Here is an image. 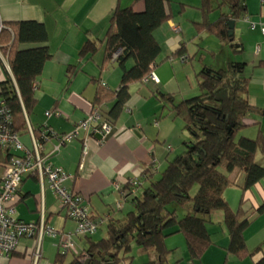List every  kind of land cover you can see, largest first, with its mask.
Returning <instances> with one entry per match:
<instances>
[{
  "label": "crops",
  "instance_id": "1",
  "mask_svg": "<svg viewBox=\"0 0 264 264\" xmlns=\"http://www.w3.org/2000/svg\"><path fill=\"white\" fill-rule=\"evenodd\" d=\"M170 1L172 18L155 32L162 47L163 59L153 71L157 80L149 77L129 85L130 97L125 109L103 142L81 129L74 139L61 145L60 137L73 132L80 120L98 107L94 104L98 85L110 91L118 90L120 86L122 70L115 56L105 61V43H101L92 57L81 56L84 44L88 39L99 43L104 40L110 17L118 5H132L135 10L143 11L145 2L0 0V31L2 23L6 22L43 23L48 32L46 45L52 53V58L46 62L36 80V107L29 114L25 111L27 128L18 132L20 140L30 150L34 149L35 137L42 141L47 162L71 174L67 186L85 199L92 216L102 220L101 226L107 225L110 219H124L132 209L131 196L125 188L127 183L133 178L145 183L144 172L148 168L161 172L173 158L171 152L175 149L172 144L178 146L180 140L183 142L184 138H188L183 129L184 120L174 115L170 106L166 105L164 99H159L154 91L174 94L176 101L189 98L199 91L195 75L204 65L222 68L236 60L245 62V72L251 78L250 102L264 108V34L260 27V23H264V0H246L247 13L257 22V27L251 28L244 19L235 23L234 40L243 47V52L238 53L208 31L198 29L196 22L203 17V0ZM218 17L219 11L210 14L211 20ZM211 41L213 44L209 43ZM182 46L188 51L187 59L173 55ZM203 50L213 54V63L204 62L202 58L194 62V57ZM132 63L129 60L128 65ZM70 65L75 66L76 72L68 83ZM6 71L14 80L8 58L0 49V84L7 77ZM112 104L113 101H109L105 107L109 109ZM47 112L51 114L47 115ZM245 122L248 124L244 130L247 136L256 137L259 131L264 134V115L253 113ZM41 133L45 134L41 137ZM10 153L9 150L0 149V189ZM257 159L264 166V154H258ZM229 174L235 183L225 190L224 197L233 210L244 202L245 217L251 220L244 231L250 254L239 258L228 252L230 235L223 222L224 216L222 212H214L208 222L212 244L203 257L197 261L191 260L185 237L176 233L165 241L170 252V264L264 263V212L257 214L258 207L264 203V178L252 188L244 190V173L234 170ZM13 205L18 219L38 222L41 214H44L46 223L58 231L57 236H44L37 263L53 264L56 255L62 252V235L74 233L77 224L67 215L60 199L49 186L48 178H41L38 173L26 174ZM98 233L93 234L94 239ZM83 238L87 237L77 236L74 240L82 241ZM87 243L81 250L75 245L71 252L80 253ZM36 246L35 237H22L10 264H33ZM147 256L146 253L143 264ZM124 264H133V260Z\"/></svg>",
  "mask_w": 264,
  "mask_h": 264
},
{
  "label": "trees",
  "instance_id": "2",
  "mask_svg": "<svg viewBox=\"0 0 264 264\" xmlns=\"http://www.w3.org/2000/svg\"><path fill=\"white\" fill-rule=\"evenodd\" d=\"M144 2L143 11L132 5H118L104 40L99 43L88 39L81 50L82 57H92L104 42L105 61L115 56L122 70L119 89L110 91L99 84L94 98L100 113L111 123L125 109L129 85L144 81L163 61L155 32L172 18V1ZM201 9L198 29L216 36L234 52H243L241 44L230 35V21L236 23L248 14L246 0H203ZM214 11H219V17L211 20ZM47 41L43 23L14 21L1 25L0 49L8 58L14 80L6 71L7 77L0 84V100L13 115L9 125L15 132L27 128L25 111L29 114L36 107V80L52 58ZM187 54L185 46L173 53L184 59ZM129 60L133 61L130 66ZM245 67V62L236 60L222 68L204 65L195 75L198 93L180 101L174 94L154 91L174 115L184 120L188 139L183 142L182 152L161 172L148 168L145 183H127L133 207L124 219L108 221L106 237L94 239L93 234L87 235V247L80 253L68 257L70 252H59L53 264H124L134 258V243L148 255L144 264H170L165 241L176 233L185 237L190 258L197 261L212 244L208 222L214 212L224 216L230 235L228 252L239 258L250 254L244 231L251 220L245 217L244 202L233 210L224 197L225 190L235 183L231 171L244 173V190L264 178V166L257 159L258 154H264V134L259 131L256 137H250L242 133L248 126L247 117L256 112L264 115V108L249 100L251 78ZM75 72V66L70 65L68 83ZM109 101L113 104L108 109L105 106ZM262 212L264 203L257 209V214Z\"/></svg>",
  "mask_w": 264,
  "mask_h": 264
},
{
  "label": "built area",
  "instance_id": "3",
  "mask_svg": "<svg viewBox=\"0 0 264 264\" xmlns=\"http://www.w3.org/2000/svg\"><path fill=\"white\" fill-rule=\"evenodd\" d=\"M243 19L249 23L251 28L257 27V22L250 15L245 14ZM260 27L264 34V23H260ZM149 77L157 80L153 72ZM50 114L47 112V115ZM11 122H13V115L10 109L7 108L4 101L0 102V149L11 151L1 177L0 264H10L11 257L24 236L35 237L37 240L33 258V264H37L41 257V243L44 236L48 234L57 236L58 231L46 223L44 214H41L38 222H26L15 216L16 209L13 200L18 195L26 174L38 173L41 178L47 177L49 186L60 199L67 215L77 224L74 233L62 235L60 249L63 253L74 250L76 245L74 237H86L97 232L102 220L94 218L85 199L67 186L66 182L71 174L63 168H55L47 162L42 150L44 148L42 141L35 137L34 149H27L20 140L19 133L10 127ZM113 128L114 124L106 120L99 108L95 107L86 118L80 120L73 132L60 137L61 145L74 139L81 129L89 131L99 142H103ZM84 150L86 153V148ZM130 181L133 184L138 183L137 178Z\"/></svg>",
  "mask_w": 264,
  "mask_h": 264
},
{
  "label": "rangeland",
  "instance_id": "4",
  "mask_svg": "<svg viewBox=\"0 0 264 264\" xmlns=\"http://www.w3.org/2000/svg\"><path fill=\"white\" fill-rule=\"evenodd\" d=\"M213 38L216 39V37H213ZM209 43L213 44V41H211ZM201 58H202V61H204V62L213 63L215 61V60H213V54L207 52L206 50L205 51L204 50L200 51L194 57V62H197V60H200ZM184 133L186 134V132H184ZM242 133L247 135V131L243 130ZM186 139H188V138H184L183 140H186ZM183 142L180 140V143L178 144V146H175L174 144H172L174 149H175L173 152H171L173 158H174V156H176L177 154L182 152V150H183ZM1 170H2V168L0 169V174H1ZM3 172H4V170H3ZM103 231H104V234H101V232H103ZM95 233L96 234L98 233V236H97L96 239H101L103 237H106L105 233L107 234V225L106 224H104V225L102 224V226ZM77 240H79V239H77ZM83 240H84V242H82ZM82 241H77L76 242V246H77L78 250H81L86 245V243L88 242L87 238H83ZM72 254L73 253L70 251L68 257H71ZM133 255H134L133 264H139V263L141 264L144 261V259L146 258V252L143 249H141V247L138 244H135V243L133 244Z\"/></svg>",
  "mask_w": 264,
  "mask_h": 264
},
{
  "label": "water",
  "instance_id": "5",
  "mask_svg": "<svg viewBox=\"0 0 264 264\" xmlns=\"http://www.w3.org/2000/svg\"><path fill=\"white\" fill-rule=\"evenodd\" d=\"M235 21H230V35H234Z\"/></svg>",
  "mask_w": 264,
  "mask_h": 264
},
{
  "label": "clouds",
  "instance_id": "6",
  "mask_svg": "<svg viewBox=\"0 0 264 264\" xmlns=\"http://www.w3.org/2000/svg\"><path fill=\"white\" fill-rule=\"evenodd\" d=\"M114 124V123H113Z\"/></svg>",
  "mask_w": 264,
  "mask_h": 264
}]
</instances>
